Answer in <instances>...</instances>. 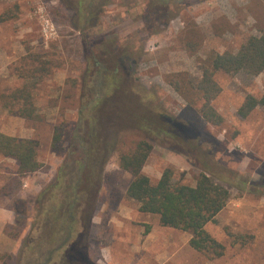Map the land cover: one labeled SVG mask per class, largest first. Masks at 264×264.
Returning a JSON list of instances; mask_svg holds the SVG:
<instances>
[{
  "label": "rangeland",
  "instance_id": "1",
  "mask_svg": "<svg viewBox=\"0 0 264 264\" xmlns=\"http://www.w3.org/2000/svg\"><path fill=\"white\" fill-rule=\"evenodd\" d=\"M146 0H115L98 32L116 33L122 42L144 49L134 74L154 91L171 120L191 128L196 137L183 140L171 120L150 113L148 130L116 115L113 130L132 139L147 138L154 148L143 168L153 182L166 168L173 180L194 185L210 156L222 167L239 172L243 184L225 183L230 199L206 229L224 244L222 256L194 249L191 233L164 226L159 215L141 212L127 196L132 175L121 169L118 155L105 166L103 185L86 239L89 257L97 264H264V107L247 117L238 109L248 94L264 96V72L250 77L219 71L222 91L213 104L223 116L220 125L204 120L177 90L202 75L212 51H237L251 35L264 30V0H176L175 16L164 25L151 24ZM71 13L58 0H0V132L36 138L43 167L23 179L18 189L14 223L0 224V264H19L23 241L37 214L35 201L51 182L66 151L52 147L56 126L64 128L68 145L80 105L85 70L82 34L70 24ZM30 85L36 117L17 112L11 93ZM120 132V133H121ZM210 155V156H209ZM17 162L0 154V206L10 207L2 188L14 176ZM27 180V183L25 182ZM25 202L26 212H21ZM18 208V210H17ZM14 256L13 259L10 257ZM58 261V260H57Z\"/></svg>",
  "mask_w": 264,
  "mask_h": 264
},
{
  "label": "trees",
  "instance_id": "2",
  "mask_svg": "<svg viewBox=\"0 0 264 264\" xmlns=\"http://www.w3.org/2000/svg\"><path fill=\"white\" fill-rule=\"evenodd\" d=\"M70 11V24L82 34L85 70L81 81L80 105L67 146L62 145L64 128L56 126L52 147L66 155L54 179L36 197L37 214L23 241L19 264H97L88 255L86 239L103 185L105 166L118 155L121 169L132 175L127 196L138 203L141 212L159 215L162 225L191 233L190 245L214 257L222 256L224 244L206 229L209 222L225 208L230 190L225 183L243 184L239 172L220 166L210 155L194 185L173 180V170L166 168L156 182L143 172L154 148L147 138L132 139L126 146L122 132L113 130L122 124L116 115L131 118L134 128L148 130V117L155 113L159 121L170 116L164 111L158 95L144 86L134 70L144 56V49L134 42H122L116 33L98 32L104 14L115 0H58ZM145 13L151 24L166 25L175 16L176 0H146ZM200 78L177 85L187 101L204 120L220 125L223 116L213 104L222 91L216 73H243L253 77L264 72V30L249 36L237 51H212L201 66ZM17 112L26 119L36 117L30 85L11 93ZM264 107V96L248 94L238 109L247 117L255 108ZM173 130L183 140L196 137L191 128L171 120ZM175 135V136H174ZM39 140L0 132V154L17 162L14 176L3 186V194L14 207L19 186L43 163L38 158ZM21 212H26L22 202ZM18 210V208H17ZM6 254L0 252V260ZM11 259L14 256L10 257ZM58 260V261H57Z\"/></svg>",
  "mask_w": 264,
  "mask_h": 264
},
{
  "label": "crops",
  "instance_id": "3",
  "mask_svg": "<svg viewBox=\"0 0 264 264\" xmlns=\"http://www.w3.org/2000/svg\"><path fill=\"white\" fill-rule=\"evenodd\" d=\"M27 183V180H25ZM16 215V211L12 207H2L0 206V224L3 228L10 223H14V217Z\"/></svg>",
  "mask_w": 264,
  "mask_h": 264
}]
</instances>
